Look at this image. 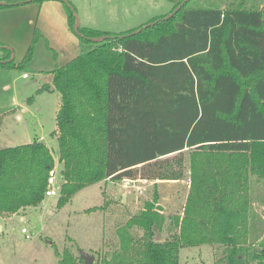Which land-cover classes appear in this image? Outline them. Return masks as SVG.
<instances>
[{"label":"trees","instance_id":"16d2710c","mask_svg":"<svg viewBox=\"0 0 264 264\" xmlns=\"http://www.w3.org/2000/svg\"><path fill=\"white\" fill-rule=\"evenodd\" d=\"M42 1L6 0L0 10ZM61 1L73 30L74 7ZM168 1L171 10L138 32L79 26L89 49L50 71L51 86L38 89L60 94L51 133L64 180L56 206L107 178L150 180L152 198L116 228L117 247L90 264H179L180 248L201 244L222 246L208 264H264V221L252 205L255 196L264 204L263 13L188 0L165 19L183 0ZM41 36L36 29L21 63ZM8 58L1 69L21 66ZM53 165L41 140L1 148L0 216L39 204ZM186 171L182 215L166 217L156 183ZM163 229L166 238L157 239ZM55 252L59 264H85L67 248Z\"/></svg>","mask_w":264,"mask_h":264},{"label":"rangeland","instance_id":"374dc122","mask_svg":"<svg viewBox=\"0 0 264 264\" xmlns=\"http://www.w3.org/2000/svg\"><path fill=\"white\" fill-rule=\"evenodd\" d=\"M43 1L40 2L42 6L31 2L3 9L6 11L0 14V59L8 55L6 60L13 59L15 65L21 64L11 69L0 68V149L42 136L51 149L58 178L61 169L59 150L57 139L51 133L56 128L60 94L53 89H38L49 80L48 72L87 51L90 44L81 41L74 26L73 30H65V8L61 0ZM68 1L74 7L79 26L111 30H123L137 24L132 28L135 29L165 15L173 6L168 0ZM239 3L245 8L260 9L264 16V0H190L188 6L223 8ZM52 5H57L59 10ZM117 9L118 19L114 14ZM36 29L42 36L33 44L31 59L21 63ZM30 97L31 100L26 102ZM187 173L184 179L157 187L158 205L166 217L182 215L190 185ZM149 182L135 179L131 183L132 189L122 188L121 179L108 183L106 190L103 185L88 186L75 193L61 208L56 206L61 189L55 186L56 195L46 197L44 204L51 209V214H45L44 208L30 209L22 221L18 215H3L4 220H0V264H59L56 249L60 253L67 248L78 256L81 251L87 252L94 255V259L100 253L112 250L118 225L124 224L141 209L145 200L152 198L155 188ZM254 190L263 193L262 184H256ZM123 193L127 199L122 202ZM252 205L264 221V204L255 196ZM131 231L135 232L134 229ZM166 235L163 229L157 239L163 240ZM221 249L222 246L217 244L182 247L178 253L179 264L211 263L221 255Z\"/></svg>","mask_w":264,"mask_h":264},{"label":"crops","instance_id":"0c3cea01","mask_svg":"<svg viewBox=\"0 0 264 264\" xmlns=\"http://www.w3.org/2000/svg\"><path fill=\"white\" fill-rule=\"evenodd\" d=\"M108 1H111V0H108ZM44 2V1H43ZM42 2V3H43ZM42 3H40V5L42 6ZM28 4V3H27ZM18 6V5H17ZM26 6V5H25ZM47 6H49V5H47ZM52 6H55L56 8H58V10H59V7L57 6V5H52ZM12 7H15V6H9V7H6V8H3V9H6V10H8V8H12ZM22 8H24V7H22ZM2 9V11H0V14L2 13V12H4V11H6V10H3ZM113 14V13H112ZM114 14H116V17H117V19L118 18H120V13H119V10L117 9V11H115V13ZM64 16H65V25H64V27H65V30L68 32V30H69V28H68V24H67V19H66V13H65V11H64ZM118 23L120 22V21H117ZM43 23V22H42ZM80 25V24H79ZM135 25H137V24H133L132 26H129V28H126V29H123V30H111V29H99V30H102V31H109V32H121V31H126V30H129V29H132L133 27H135ZM44 26V25H43ZM85 27H89V26H85ZM94 29H98V28H94ZM70 32V31H69ZM76 56V55H75ZM73 58V57H72ZM69 61V60H68ZM24 74L25 73H23V76H24ZM48 77H49V80L47 81V82H44L45 84H48V85H50L51 86V79H52V74L50 73V72H48ZM42 86V85H41ZM40 86V87H41ZM39 87V88H40ZM56 129V128H55ZM54 129V130H55ZM52 135V134H51ZM53 136V135H52ZM53 137H55V136H53ZM56 138V137H55ZM36 140H41V141H43V143L48 147V145L44 142V140H43V138H42V136H40L39 138H37ZM29 143V142H28ZM48 149H49V151H50V153H51V149L48 147ZM52 155V154H51ZM52 158H53V156H52ZM54 161V160H53ZM55 164V163H54ZM114 179H110V178H107V179H105V180H101V181H99V182H96V183H94V184H92V185H98L99 187H101L102 185L104 186V188H105V190L107 189V185H108V183H111L112 181H113ZM148 181H150V180H148ZM175 181L174 180H168V181H157V183H156V188L157 187H159L160 186V184H166V183H170V184H173ZM150 184H153L154 182L153 181H150L149 182ZM92 185H90V186H92ZM88 187V186H87ZM86 187V188H87ZM123 188V187H122ZM84 189V188H83ZM114 189H115V187H114ZM126 194L125 193H123L122 194V198H121V201L123 202V201H126ZM46 201H47V199H46V197L39 203V204H37L36 206H27V207H24V208H21L19 211H17L16 213H12V214H9V216L8 217H11V216H16V215H18L19 216V220L20 221H22L23 219H24V215H26V212H27V210H30V209H37V208H44V211H45V214H47V215H49V214H51V209L49 208V207H47L46 205H44L45 203H46ZM7 217V218H8ZM4 220V217L3 216H0V220ZM118 226H120V225H118ZM0 229H2V226H1V224H0ZM117 238H116V242L114 243V247H113V249L114 248H116L117 247V245H118V242H119V237L118 236H116ZM113 242H114V240H113Z\"/></svg>","mask_w":264,"mask_h":264},{"label":"built area","instance_id":"2783aa9c","mask_svg":"<svg viewBox=\"0 0 264 264\" xmlns=\"http://www.w3.org/2000/svg\"><path fill=\"white\" fill-rule=\"evenodd\" d=\"M24 76H26V74H24ZM62 180L63 179L61 178L60 174L58 175V178H57V169L55 166L49 169L48 175H47V185H46V189L44 192L45 197L56 195L55 186L61 187V185L63 184L61 183ZM121 181H122V187H129L131 189L134 187L131 183L134 182L135 179H131L129 177H123ZM21 231L25 232V229L22 228Z\"/></svg>","mask_w":264,"mask_h":264},{"label":"water","instance_id":"95a60500","mask_svg":"<svg viewBox=\"0 0 264 264\" xmlns=\"http://www.w3.org/2000/svg\"><path fill=\"white\" fill-rule=\"evenodd\" d=\"M188 0H183L174 10L172 13L168 14L166 17H164L165 19L166 18H169L171 17L177 10H179ZM5 2H0V4H4ZM75 13V12H74ZM75 24H74V30L76 31L77 34H79L78 32V27H79V22H78V19H77V16H76V13H75ZM144 27V26H143ZM141 28H138L136 29L134 32H138L140 31ZM105 37H99V38H94L92 39L93 41H102ZM61 183H63V180L61 181ZM140 235H142V231L140 230L139 231ZM80 258L83 259L84 263L85 264H90L92 263V261L94 260V255H91L87 252H83L81 251L80 254H79Z\"/></svg>","mask_w":264,"mask_h":264}]
</instances>
